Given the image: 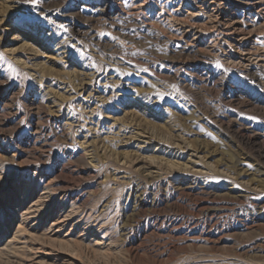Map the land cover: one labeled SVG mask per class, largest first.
I'll list each match as a JSON object with an SVG mask.
<instances>
[{
  "label": "rangeland",
  "instance_id": "374dc122",
  "mask_svg": "<svg viewBox=\"0 0 264 264\" xmlns=\"http://www.w3.org/2000/svg\"><path fill=\"white\" fill-rule=\"evenodd\" d=\"M101 1L0 0V264H69L47 240L63 195L38 230L22 216L52 178L75 185V264H264V10L244 19L248 68L155 40L158 3Z\"/></svg>",
  "mask_w": 264,
  "mask_h": 264
},
{
  "label": "bare ground",
  "instance_id": "6f19581e",
  "mask_svg": "<svg viewBox=\"0 0 264 264\" xmlns=\"http://www.w3.org/2000/svg\"><path fill=\"white\" fill-rule=\"evenodd\" d=\"M25 1H33V0H25ZM115 1L119 2L120 5H124V6L129 5V7H131L132 10L139 11V12L147 11V9L149 8L148 2H146L147 0H144V1L142 0H115ZM149 1L158 3L157 6L159 8L158 9L159 13L156 14L155 17H151L148 21H152L153 22L152 25L156 27L158 26L160 27V29L159 30L157 29L158 31H154L155 27L153 28L152 26L151 27L153 29H150V28L145 29V31L150 36H153L155 40L156 39L160 40V38L164 35L163 34L164 30L168 31L171 33V35L174 34L176 37L178 36V41L180 40L183 41V42L180 41L181 44L179 45V48L182 53H186L189 55H193L196 58H203V59L210 58L211 56H215L216 47L224 50V46H227L233 51V53L231 52L233 55L226 57V61H228L231 65L236 66V67L238 66V67H248V68L251 67L252 68V61L254 60L260 61V59H262V56L260 54L258 55V51L256 53V51L254 50L255 53H253L250 49H247L246 47L247 45L245 43L247 38H246V35L243 33L242 28L244 27V24H243L244 19L246 17L248 18L252 14L251 10L254 7L259 9L257 10L258 15L262 10H264V8L263 9L260 8L263 6L264 0H149ZM175 3L178 4L177 8H175L174 10H171L170 7ZM142 4L143 6L145 4V8H142ZM101 5H105V0L101 1ZM149 10L153 11V8H150ZM226 10L230 11L229 14H226L224 12ZM131 17H134V16H131ZM20 30L24 31L23 29H20ZM70 30H72V28H70L69 31ZM33 37H35V34L33 35ZM189 37H190V40L188 39ZM205 40L208 41L207 44H205ZM109 45L112 49L113 48L115 49L117 47V49L119 48V50H122V47L116 45L115 43L114 44L112 43V45L111 44ZM110 47L108 46V48ZM222 53L224 54V52ZM200 78H201V81H200L201 84L205 83V81H209V77L207 74L201 75ZM218 122L222 126H225L227 130H230V131L232 130L236 137L240 136L241 134L240 129L235 128L234 126L235 124L232 120H229V119L227 121L220 120ZM252 140L256 141L257 140L256 136H254ZM262 145L264 147V141L262 142ZM12 157L13 156H10L9 158L11 159ZM57 178L59 177H56V179ZM54 180L55 179L52 178L46 182V185L44 188L46 192L44 191L45 193L40 194V196L37 198L35 202H32L27 208H25L22 213L23 214L22 216H25L26 217L25 219L35 218V222L31 226V228H33L34 231L38 230L41 222L47 221L51 215L57 212L56 209L51 206L52 204H54L53 200H51L50 203L46 205L41 204L44 200V195L47 193H50L53 196V198L63 195L61 198V201H59L62 204V205L60 204L61 205L60 207L62 210V212L60 211V214L62 215H60V217H57L55 222L50 223L49 228H48L49 231L47 230L49 233L47 240H48V244L52 243L55 245L56 243L59 247H63L67 249L68 253L66 252L67 254L66 256L70 258H67L66 262H68L69 264H75V260H73V258L77 256H73V255H76L75 249H78L79 247H81L80 240L79 241L73 240V239L71 240L68 238V236L69 234H71L70 232L73 231V228L76 229L78 227L77 225L78 222H73L75 220V217H78L77 216L78 208L75 207V204L73 202L69 203L68 200H66V199L71 200L72 191H69V190L72 189L71 187H73L74 182H73V179L68 180V178L63 180V182L61 181L59 182L56 180L54 181ZM192 187L188 185L186 187L181 188V190L182 191H184V189L189 190V189H192ZM29 188L30 186L27 187L24 195L27 193ZM232 201L233 200L231 199L230 202ZM67 207L69 208V210L64 211ZM211 211L212 210L210 209V211L208 212H211ZM77 220L80 222L79 219ZM83 220H86V219L84 218ZM87 221H89V219L86 220V222ZM86 222L84 223L83 231L89 230L88 232H90L91 229L89 228H91L90 226L91 224H93V221H90L89 223H86ZM68 224H71L70 229L64 235V238L57 239L58 237L57 235L60 233V230ZM81 233L77 236V238H81L82 236ZM95 233L96 232H94V234ZM108 236L106 233H104L100 241L94 242L93 244L95 246L101 245L102 240L106 238H110ZM101 249H102L101 251H103L102 252L103 254L107 252L108 250V248L106 247H102ZM260 251L258 252L260 253ZM43 254L44 256H51V251L50 250L46 251Z\"/></svg>",
  "mask_w": 264,
  "mask_h": 264
},
{
  "label": "snow or ice",
  "instance_id": "6c2138e0",
  "mask_svg": "<svg viewBox=\"0 0 264 264\" xmlns=\"http://www.w3.org/2000/svg\"><path fill=\"white\" fill-rule=\"evenodd\" d=\"M36 2V0H33V3H35Z\"/></svg>",
  "mask_w": 264,
  "mask_h": 264
}]
</instances>
